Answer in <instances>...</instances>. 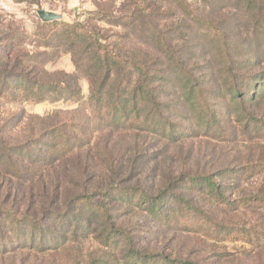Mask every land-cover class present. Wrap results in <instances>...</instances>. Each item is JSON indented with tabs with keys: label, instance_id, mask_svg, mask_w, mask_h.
<instances>
[{
	"label": "rangeland",
	"instance_id": "obj_1",
	"mask_svg": "<svg viewBox=\"0 0 264 264\" xmlns=\"http://www.w3.org/2000/svg\"><path fill=\"white\" fill-rule=\"evenodd\" d=\"M261 7L264 0H40L39 5L0 0V48L20 28L21 43L36 61L31 76L42 83L37 94L18 90L0 96V138L10 148L0 161V186L17 183L24 168L29 173L24 180L37 185L32 204L20 205L21 198L12 193L6 206L32 213L66 209L77 193L91 194L102 181L141 186L156 196L169 177L212 176L223 186L228 204L209 191H176L201 207V219L176 203L164 221L123 194L103 202L115 210L116 228L138 234L134 250L150 258L162 254L196 264H264V129L244 118L249 97L240 103L226 93L227 59L238 77L264 70V37L259 39L264 28L256 21ZM40 9L59 15L57 25L40 29ZM88 12L104 15L102 44L122 58L112 68L132 70V83L142 81L153 94L138 112L129 111L115 123L110 118L117 73L95 91L91 73L76 67L83 53L72 54L57 36L64 24H85ZM46 41L49 49L38 47ZM256 54L261 67H253ZM256 95L252 110L264 122V82ZM167 126H175L176 139L168 137ZM33 145L41 162L18 159L17 146L33 150ZM110 164L114 171L107 173ZM7 195H0V202ZM91 215L89 234L45 244L43 251L30 244L15 246L4 229L0 264H135L132 249L109 233L106 220Z\"/></svg>",
	"mask_w": 264,
	"mask_h": 264
},
{
	"label": "trees",
	"instance_id": "obj_2",
	"mask_svg": "<svg viewBox=\"0 0 264 264\" xmlns=\"http://www.w3.org/2000/svg\"><path fill=\"white\" fill-rule=\"evenodd\" d=\"M25 1L35 5L40 4V0ZM86 15L87 17L84 20V22H86L85 24L81 22L64 24L62 28L57 29V36L61 41L60 43L67 44L73 49L72 54L77 55L79 51L83 53L81 57L82 62L76 64V67L78 70L85 69L91 73L95 79L94 81L97 82L94 88L95 91H99V89L105 87L113 76L116 77L117 73L118 82L114 88L113 95L114 111L113 116L110 118L112 122L115 123L116 119L119 120L120 117L126 116L129 111L138 112L140 105L142 103L144 104L147 98L153 97L152 90L150 86L144 87L142 81L133 84L130 75V71L132 70H128L126 67L119 65H117L116 70L112 68L113 65L118 64L117 61L121 64L122 58L119 52L109 50L102 44L103 39L102 36H100L99 23L105 22L104 15L99 12H88ZM259 16L260 17L256 21H260V24H262L264 28V21L262 20L264 16V7L260 8ZM55 25H57L55 22H42L40 24V29L50 28ZM15 29L17 32L12 31L13 36L8 37L7 40V42L9 41L11 43L5 48H0V96L2 94L9 95L18 90L21 92L28 91L33 94L40 93L42 83L37 80L36 75L31 76L36 71V61L33 53L32 51L25 50L26 45L21 43V39L24 38H22L23 34L19 33L20 28ZM259 36L260 41H263L264 31ZM18 39L20 40L18 41ZM49 43L50 42L47 41L43 44L40 43L38 47L49 49ZM255 58L256 62L253 64V67L258 65L259 67L263 66V62L259 63L257 60L259 58L258 54H256ZM84 61H87V64H84ZM247 62L245 64H249ZM33 64L34 66L32 68L31 65ZM227 64H229V71L226 77H228L230 84L226 87V93L231 100H238L240 103L246 102V97H249V99L247 98L249 101L248 108H244L245 110L243 111L244 118L256 127L262 125V129H264V122L257 120L254 110H252L253 107L251 106L253 100L257 96L256 92L261 88L264 82V70L245 73L241 77H238V75L235 74L236 71L234 73L231 72V68L234 64L230 58L229 60L227 59ZM154 106H157V104L154 103ZM209 115V118L213 119V116L211 114ZM207 124L212 125V121L209 120ZM166 129H168L167 131L169 132L168 137L176 139L178 132L175 131V126H167ZM40 144H42V146L45 145L44 142H40ZM33 147V150H30L27 146L23 148L17 146L18 149L16 154L18 155V159L28 160L30 163L32 161L34 163H38V161L41 162V156L37 158V155L34 153V151H36V146L33 145ZM7 149L10 148H7L5 141L0 138V161L4 159L3 157L6 155ZM10 164L12 163L8 165L10 166ZM13 165L12 167L15 168ZM109 171H114L113 164L109 166V168H106V172L108 173ZM127 171L128 169H125V174ZM129 174L131 173L128 172V175ZM28 175V170L24 168V170L18 171L17 183L10 184L11 186H9L4 184L6 183L4 182L3 185L1 184L0 186V195H3V193L8 194L6 196L7 198L0 202V234L6 229L9 231V238L13 240L15 246L20 245V247H27V244H30L29 248L40 251L44 250L45 244L56 245L67 239L76 241V239L82 237L84 233L89 234L93 225L91 219L92 213L103 217L108 227L111 229L109 233H112L115 239H121V242H124L132 249L131 255L136 262L135 264H196L182 260L174 261L169 256L167 257L162 254L156 256L158 259L154 257L150 258L146 256L147 254L144 251H135L134 246L136 245L138 234H126L123 233L125 231L122 229L116 228V223L113 221L115 210L109 209L107 203L103 202V200L109 201L113 199L114 196L123 194L130 202H136L138 205H145L154 217L164 221L169 219L171 212L168 211V208L170 205H173V203H176L179 207H185L189 211L192 210L194 213L193 215L199 216L200 219L203 217L204 211L201 210L199 205L194 204L193 200L185 198L182 193L176 192L184 187L209 191L217 198L219 197L221 202L229 203L225 194H223V186L216 181V178L206 175L196 177L188 173H182L174 177H169L167 179V184L165 183L156 196L148 194L141 186L126 188L118 185L115 181L107 185H104L105 182L102 181L97 188H95V192L91 194L86 193L87 190L82 192L85 194L77 193L67 205L66 209L61 207L41 208L32 213L30 211L31 208L20 210L21 207L16 209L14 206H6L9 205V201L12 198L10 195H13L12 193H16L15 198H21L18 203L23 204L20 205L26 204L27 201L32 204L37 185L34 180H29L30 186H28V180H24ZM223 176L226 177L228 175ZM58 186L61 185H57L53 188L57 192L60 189ZM4 190L6 191L4 192ZM65 194L66 190L61 195ZM93 197H98L102 201H94ZM85 211L87 213H85ZM216 226L217 225H214V227ZM2 247L5 248L6 246L4 242L0 240V248Z\"/></svg>",
	"mask_w": 264,
	"mask_h": 264
},
{
	"label": "water",
	"instance_id": "obj_3",
	"mask_svg": "<svg viewBox=\"0 0 264 264\" xmlns=\"http://www.w3.org/2000/svg\"><path fill=\"white\" fill-rule=\"evenodd\" d=\"M40 20L44 23H50V22H54L58 19H60V16L51 12V11H47L45 9H40L37 12Z\"/></svg>",
	"mask_w": 264,
	"mask_h": 264
}]
</instances>
